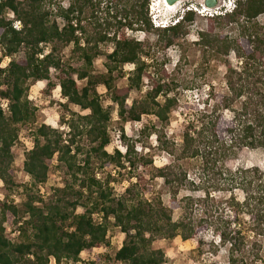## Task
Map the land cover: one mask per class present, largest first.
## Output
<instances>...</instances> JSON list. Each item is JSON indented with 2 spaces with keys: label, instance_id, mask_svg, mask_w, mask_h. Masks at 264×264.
<instances>
[{
  "label": "trees",
  "instance_id": "trees-1",
  "mask_svg": "<svg viewBox=\"0 0 264 264\" xmlns=\"http://www.w3.org/2000/svg\"><path fill=\"white\" fill-rule=\"evenodd\" d=\"M105 1L68 0V7H64L57 0H0V46L3 56L11 58L4 68L0 58V180L7 187L14 184L11 165L21 129L36 122V108L28 96L33 86L44 82L48 96L60 89L66 101L63 107L72 104L87 112L73 114L67 122L71 134L68 145L63 143L62 134L57 130L44 125L35 128L34 141L25 151L24 162V170L34 184L24 186L25 200L20 205L0 201V264H50L51 258L57 264L65 260L73 264H97L82 262L80 257L83 253L91 257L94 250L110 246V223L119 227L125 236L114 257L119 264H164V251L153 248L158 238L186 241L210 228L219 236V244L227 248L228 264H247L256 245L246 249L242 231L232 229L235 216L225 219L221 215H209L198 219L190 212L187 219L175 222L172 213L178 208V196L185 185L205 192L203 199L183 198L187 209L193 210L199 202L212 197L210 191L231 190L228 183H235L244 191L245 200L239 202L232 194L227 202L228 211L245 214L254 237L264 236V171L258 168L231 171L226 166L241 148L264 150V28L258 20L264 14V0H236L233 12L206 16L208 28L198 33L197 45L203 62L214 60L223 64L229 94L211 92L213 104L209 110H199V105L186 106L195 116L181 132V145L166 134L170 116L179 105L178 99L171 96L178 86L176 80L166 83L172 77L165 68L170 61L167 53L155 61H144L143 56L150 54L151 44L129 38L126 31L155 34L156 44L165 51L189 33L195 12L185 13L178 24L158 28L149 16L150 0ZM55 3L59 7L54 11ZM101 11L105 13L103 18L98 14ZM10 12L12 18L8 17ZM58 19L63 20L62 27ZM15 22L21 23V29L14 26ZM230 25L236 27V36L223 34ZM44 44L52 45L49 53ZM68 45H73L72 56L81 61V66L73 67L58 56ZM109 45H113L109 51L102 49ZM21 49H24V58H13ZM231 52L239 60L238 68L227 61ZM104 53L107 72L96 75L94 61ZM184 59L185 56L180 58L177 69ZM126 65L132 66L128 83L118 87L115 74L121 76ZM249 77L255 79L252 86L246 82ZM144 78L150 80V89L144 97L129 104L131 91L141 89ZM79 81L86 84L80 87ZM99 87L106 89L112 102L117 104L122 121L142 122L144 117L156 121L157 125L142 127L139 139L154 135L159 150L173 157L170 164L153 172L154 177L163 179L171 195L170 208L164 206L161 198L146 199V190L135 192L137 184L130 186L124 196L114 198L110 188L104 187L91 173L89 157L84 164L78 163L77 154L83 149L77 146L76 153L72 154L71 146L86 135L96 144L93 153L105 160V165H120L122 158L132 167L153 163L140 156L135 140L124 134L121 137L126 145L124 155L119 150L114 155L106 152L112 113L111 108L103 105ZM249 87H254L256 92L250 94ZM238 100H242L239 116L247 117L243 122L237 120V115L227 119L220 112L222 107L232 109ZM226 135L231 138L226 139ZM188 159L198 165L197 180L190 181L184 170L182 162ZM55 160L66 166L75 181H80V190L71 186L55 189L56 198L42 204L41 198L28 192L33 185L47 182L50 165ZM77 208L84 209V213H77ZM95 214H102L101 224L95 223ZM8 226H17V242L8 237ZM255 258L259 259L258 253Z\"/></svg>",
  "mask_w": 264,
  "mask_h": 264
},
{
  "label": "rangeland",
  "instance_id": "rangeland-1",
  "mask_svg": "<svg viewBox=\"0 0 264 264\" xmlns=\"http://www.w3.org/2000/svg\"><path fill=\"white\" fill-rule=\"evenodd\" d=\"M62 2L64 7H68V0H57ZM105 1V0H104ZM220 9L225 10V3L228 0H219ZM205 0H185L178 7V11H170L165 6L163 0H150L149 16L152 19L158 18L159 21H168L178 17L188 8L197 10L195 12V22L190 26L189 33L179 40L172 47L164 49L160 48L156 44L157 36L155 34H149L141 31H126L129 38H138L142 42H149L151 44L150 54L143 56L148 58L149 62L160 59L163 53H167L169 62L165 68L167 72L172 76L166 83H170L171 79H175L178 86L174 90L171 96H175L178 99V108L170 116V124L166 128V134L169 138L175 140L178 145L182 144L181 132L185 128L189 119H193L195 112L189 111L186 108L188 104L199 105V110H209L212 108L213 101L210 98L211 92L213 94L228 95L229 90L226 84V73L223 68V64L212 60L211 62H203L202 51L197 45L199 40L198 33L206 31L208 28V20L203 17L199 12L204 11ZM106 1L102 4L105 7ZM55 11L59 7V3H55L52 6ZM172 12V13H171ZM219 12V9L217 10ZM213 12L207 10L203 15L207 16ZM99 17L105 16L104 11H101ZM8 17L12 18V13H8ZM259 22L264 28V14L259 17ZM60 27L64 25L62 19H58ZM154 24V23H153ZM14 26L17 29H21V23L15 22ZM80 36V32L77 33ZM223 34L227 36H236L237 30L234 25H230L223 30ZM81 44L84 46V40H81ZM181 46V47H179ZM43 48L46 53L51 51V44H44ZM113 45L102 46L104 51L112 49ZM73 45H68L62 48L57 54L61 58L62 62L70 63L73 67L81 66V61L75 56H72ZM3 49L0 46V58L2 59V67H6L9 62L7 57L3 56ZM24 49H21L13 58H24ZM185 56L183 62H181L180 69L176 66L179 63L181 57ZM232 66L238 68L239 60L236 58L235 53L231 52L227 57ZM107 58L105 53L95 59L94 61V74L100 75L107 72L105 64ZM132 71V66H124L121 76H117L116 85L118 87H124L127 85L128 76ZM153 72V70H151ZM254 77H249L246 81L248 85L252 86ZM86 81H79V86L83 87ZM188 86V87H186ZM151 82L148 78H144L143 86L141 89H133L129 95L128 103L131 104L134 100H138L146 94L150 89ZM46 84L40 82L33 86L28 94L31 104L36 108V122L34 125L23 127L20 132L19 146L17 147L16 155L13 159L11 168L13 170V182L14 184L7 187L5 183L0 180V201L7 202L13 205H20L25 200V188L26 185L34 184V181L24 170L25 151L31 146L34 141L33 132L36 127L47 126L53 130H57L62 134L63 143L65 145L70 144L71 134L68 123L73 117V114L84 115L87 114L80 107L76 105H70L68 108L63 107L66 101L62 98L60 89H57L51 96L45 94ZM250 88V94L256 92L254 87ZM98 92L102 97L103 105L106 108H111L112 119L108 125L107 131L110 136V143L106 146L105 150L108 154L114 155L116 150H119L122 155L126 152V145L122 140V134L126 138L135 140V149L140 156H145L153 163L147 167L141 165L132 167L124 158H122L121 164L105 165V160L99 159L97 154H94L92 148L96 144H92L86 135L78 138L77 142L71 146L72 154L76 153L77 146L83 149L82 152L77 154L78 163L84 164L85 160L90 158V169L96 180L100 181L104 187L108 186L112 191L113 197L119 199L126 194V190L137 184L136 191L146 193L144 197L149 200H155L161 198L164 206L170 208L172 203L171 195L167 187L164 185V181L161 178L153 176V172L156 168L165 167L173 161V157L169 156L166 152L159 150L156 143L155 136L144 138L140 141L139 131L147 124L152 127L157 125L156 121L151 117H144L142 122L122 121L118 115V106L112 102L110 94L103 87L98 88ZM209 99V103L206 100ZM220 99V98H219ZM161 101L163 98L160 99ZM5 104L4 102H2ZM242 100H238L233 104L232 109L221 108V113L226 116L227 119H232L236 115L237 120L246 121V116H239L238 112L241 109ZM5 106V105H4ZM7 111V109L5 108ZM230 135H226V139H230ZM184 170L187 171V176L190 181L195 180L200 173L198 165L195 160L188 159L182 162ZM227 168L231 171H235L239 168L253 169L258 168L264 171V150L261 148L250 149L241 148L237 151V155L227 163ZM197 180V179H196ZM230 184L229 189L223 191H210L212 197L205 202H199L198 207H193V210L187 209L186 202L183 201L185 197H192L194 199L204 198L205 192L193 188L192 185H185L178 196V208L173 213V221L178 222L183 218L187 219L190 212L198 219H205L209 215L218 216L221 215L225 219L228 216L232 218L235 216L237 219L232 229H240L242 235L246 237V249L256 245L255 253H252L247 260V264H264V236L254 237V234L250 231L251 224L245 214H236L237 212H229L227 202L230 196L233 194L239 202L245 200L244 191L239 188L235 183ZM71 186L75 190H80V181H75L71 176L66 166L55 160L50 165L48 172V180L43 184L33 185L32 191L28 192L30 195L41 198L42 204L52 202L56 198L55 189L65 188ZM223 203V206L219 204ZM40 204V206H42ZM77 213H84V209L77 208ZM95 223H102V214L93 215ZM197 219V220H198ZM112 220V219H110ZM112 222V221H111ZM8 237L17 242L19 240V233L17 226H8ZM108 239L110 246H103L102 249L98 248L94 250L91 257L86 254L81 255L82 262H97V264H119L114 261L117 250L122 246L125 236L121 232L119 227L110 223ZM219 236L214 233L212 228L202 231L198 236L183 241L180 238L166 239L158 238L154 244V249H161L164 251V264H228V250L222 247L220 244ZM257 243V244H256ZM252 245V246H251ZM106 247V248H105ZM259 254V259L255 258V254ZM108 256L109 259H105ZM50 264H57L53 258L50 259ZM61 264H73L71 261H63ZM81 264V262H78Z\"/></svg>",
  "mask_w": 264,
  "mask_h": 264
},
{
  "label": "clouds",
  "instance_id": "clouds-1",
  "mask_svg": "<svg viewBox=\"0 0 264 264\" xmlns=\"http://www.w3.org/2000/svg\"><path fill=\"white\" fill-rule=\"evenodd\" d=\"M224 7H225V10H222L221 11V7H220V2H219V4H218V6L216 7V8H218V9H220V13L219 12H217V10H215L216 8H214V9H211V10H207V11H209V12H213V14L212 13H210V14H207V16H223V15H225V14H227V13H231V12H233V10L235 9V7H236V0H228L226 3H225V5H224ZM204 8V11L206 10V8H205V6L203 7ZM188 11H197V10H194V9H191V8H188L187 10H185L182 14H180L178 17H174V19H171V20H168V21H163V20H160L159 21V19L158 18H154V19H152V22L154 23V26L155 27H158V28H166V27H168V26H172V25H175V24H178L182 19H183V17H184V14L185 13H187ZM204 11L203 12H199V14H201L202 16H204V17H206L205 15H203V13H204ZM151 16V15H150ZM156 22H160V25H157L156 24Z\"/></svg>",
  "mask_w": 264,
  "mask_h": 264
},
{
  "label": "water",
  "instance_id": "water-1",
  "mask_svg": "<svg viewBox=\"0 0 264 264\" xmlns=\"http://www.w3.org/2000/svg\"><path fill=\"white\" fill-rule=\"evenodd\" d=\"M179 1H182V0H166V2L169 5H175ZM218 3H219L218 0H205L204 6H206L207 8H210V9H214L218 6Z\"/></svg>",
  "mask_w": 264,
  "mask_h": 264
},
{
  "label": "bare ground",
  "instance_id": "bare-ground-1",
  "mask_svg": "<svg viewBox=\"0 0 264 264\" xmlns=\"http://www.w3.org/2000/svg\"><path fill=\"white\" fill-rule=\"evenodd\" d=\"M183 1H185V0H182V1H179L178 3H176L175 5H169L167 2H166V0H163V2H164V4H165V6L167 7V9L168 10H170V11H176L177 9H178V7L181 5V3L183 2ZM219 1V0H218ZM220 2V1H219ZM219 4V3H218ZM205 8H206V10H211L210 8H207L206 6H205ZM178 11V10H177ZM172 13V12H171Z\"/></svg>",
  "mask_w": 264,
  "mask_h": 264
},
{
  "label": "built area",
  "instance_id": "built-area-1",
  "mask_svg": "<svg viewBox=\"0 0 264 264\" xmlns=\"http://www.w3.org/2000/svg\"><path fill=\"white\" fill-rule=\"evenodd\" d=\"M218 8H216L215 10H217ZM219 11H220V9H219ZM220 13V12H219ZM156 24L157 25H160V22H156ZM7 59H8V62H10L11 61V58H9V57H7ZM143 60L144 61H146V62H149V60H148V58H143ZM138 123V122H137ZM103 247H101L100 249H102ZM106 248V247H105Z\"/></svg>",
  "mask_w": 264,
  "mask_h": 264
}]
</instances>
